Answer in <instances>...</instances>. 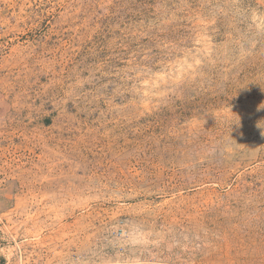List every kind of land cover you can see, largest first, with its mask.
<instances>
[{
    "label": "rangeland",
    "instance_id": "obj_1",
    "mask_svg": "<svg viewBox=\"0 0 264 264\" xmlns=\"http://www.w3.org/2000/svg\"><path fill=\"white\" fill-rule=\"evenodd\" d=\"M0 264H264V0H0Z\"/></svg>",
    "mask_w": 264,
    "mask_h": 264
}]
</instances>
